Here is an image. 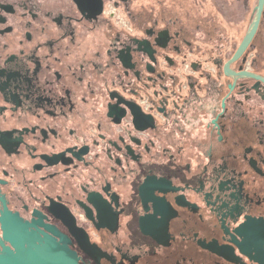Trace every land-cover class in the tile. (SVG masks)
Listing matches in <instances>:
<instances>
[{"label": "flooded vegetation", "instance_id": "flooded-vegetation-1", "mask_svg": "<svg viewBox=\"0 0 264 264\" xmlns=\"http://www.w3.org/2000/svg\"><path fill=\"white\" fill-rule=\"evenodd\" d=\"M0 264H264V0H0Z\"/></svg>", "mask_w": 264, "mask_h": 264}]
</instances>
